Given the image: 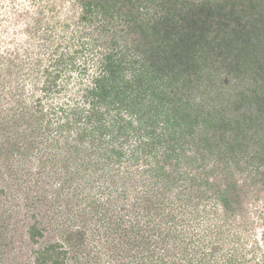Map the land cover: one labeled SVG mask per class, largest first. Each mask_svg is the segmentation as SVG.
<instances>
[{
	"label": "trees",
	"instance_id": "16d2710c",
	"mask_svg": "<svg viewBox=\"0 0 264 264\" xmlns=\"http://www.w3.org/2000/svg\"><path fill=\"white\" fill-rule=\"evenodd\" d=\"M78 1L92 44L81 40L65 64L88 73L86 60H75L89 45L93 71L73 82L82 86L72 103L61 101L50 130L46 121L57 137L48 157L104 184L119 181L115 203L89 200L87 181L79 201L112 237L107 256L118 264H248L250 253L264 264L258 241L248 250L241 240L256 223L243 218L252 215L249 201L264 198V0ZM56 65L47 92L65 71ZM258 216L264 239V210ZM28 233L35 240L41 229L34 222ZM5 239L1 223L0 245ZM58 247L33 250L35 264H65Z\"/></svg>",
	"mask_w": 264,
	"mask_h": 264
},
{
	"label": "rangeland",
	"instance_id": "374dc122",
	"mask_svg": "<svg viewBox=\"0 0 264 264\" xmlns=\"http://www.w3.org/2000/svg\"><path fill=\"white\" fill-rule=\"evenodd\" d=\"M80 12L78 0H0V225L6 235L0 245V264H35L33 250L50 242L59 243L58 248L65 251V264H101L105 259L108 263L104 264L119 263V256H107L112 237L99 229L100 222L79 211L85 205L79 202L85 191L89 200L92 196L103 201L110 198L111 203L113 197L115 203L119 181L113 183L109 177L104 184L103 178L95 180L97 175L90 171L73 172L48 157L55 154L49 143L57 137L54 131L47 132L46 121L51 122L50 130L61 101L72 103L73 89L82 86L73 82H88L93 71L89 45L80 54L82 58L75 60L80 65L85 59L88 73L78 75L65 64L82 41L92 44L91 37L82 34L87 29L79 23ZM58 60L65 71L57 80L58 87L47 92V73H56ZM65 82L69 83L66 90ZM86 153L81 150L80 162ZM111 171L113 178L118 171ZM86 181L89 185L82 192ZM249 202L252 215L243 218L256 223L240 230L242 244L249 250L258 241L264 253L258 216L264 210V198ZM101 218L104 224L109 221L107 216ZM34 222L41 235L31 240L28 229ZM225 242L223 250L229 251V242ZM246 257L248 264H254L250 253Z\"/></svg>",
	"mask_w": 264,
	"mask_h": 264
}]
</instances>
